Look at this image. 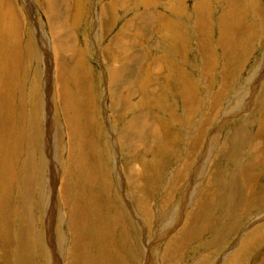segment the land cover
<instances>
[{
    "label": "rangeland",
    "instance_id": "rangeland-1",
    "mask_svg": "<svg viewBox=\"0 0 264 264\" xmlns=\"http://www.w3.org/2000/svg\"><path fill=\"white\" fill-rule=\"evenodd\" d=\"M0 97V264H260L264 0H0Z\"/></svg>",
    "mask_w": 264,
    "mask_h": 264
},
{
    "label": "bare ground",
    "instance_id": "bare-ground-1",
    "mask_svg": "<svg viewBox=\"0 0 264 264\" xmlns=\"http://www.w3.org/2000/svg\"><path fill=\"white\" fill-rule=\"evenodd\" d=\"M49 3V2H48ZM47 3V4H48ZM48 6V5H47ZM77 7V6H76ZM75 7V8H76ZM77 9V8H76ZM75 9V10H76ZM9 12V11H8ZM9 22V21H8ZM55 41L58 43V45L60 46V47H63V45H62V42L60 41V38H59V35L57 34L56 35V37H55ZM119 46H117L116 48H118ZM60 51L59 50H56L55 51V53H59ZM108 73H118V75H119V69H110V70H108ZM109 81H111L110 82V84H111V86H113L114 85V87H113V90H114V88L115 87H117V83H116V81H114V80H110L109 79ZM112 83H113V85H112ZM112 90V89H111ZM114 93V92H113ZM119 95V94H118ZM1 98V97H0ZM63 101V100H62ZM64 104V103H63ZM65 106V105H64ZM136 122H138V120L136 121ZM139 128H140V126H139ZM141 132L138 130L137 131V133H135V134H133V132L132 131H130V143L132 144V145H136L137 144V141L140 139V136H141ZM144 136V135H143ZM146 138V137H145ZM147 139V138H146ZM145 141V140H144ZM128 144V145H126L127 147H130L131 146V144H129L127 141H124L123 142V147L125 146V144ZM132 148V147H131ZM130 148V149H131ZM128 150H129V148H128ZM132 151V150H131ZM106 171V170H105ZM131 171V170H130ZM129 171V172H130ZM128 174V173H127ZM131 175V174H130ZM129 178V177H128ZM131 179V178H130ZM133 180H134V178H133ZM28 181H29V179H28ZM12 184V183H11ZM139 186V185H138ZM6 187V186H5ZM25 187V186H24ZM23 187V188H24ZM30 191H32L31 190V186H30ZM28 189V190H29ZM24 191H23V194L22 195H24L25 197L27 196L28 197V199H26L25 198V201L26 200H28L29 202H30V194L28 193V190H25V188L23 189ZM230 193H232V191L230 192ZM233 194V193H232ZM46 196H47V194H46ZM236 196V195H235ZM212 198H208V199H206V200H211ZM170 200V199H169ZM231 201L232 200H235V197H234V194H233V196L231 197V199H230ZM79 201V200H78ZM0 203L2 204V202L0 201ZM96 203V202H95ZM76 204V203H75ZM74 204V205H75ZM139 204V203H138ZM26 207V206H25ZM28 207V206H27ZM31 207V206H30ZM75 207V206H74ZM201 207V206H200ZM204 209H205V206H202ZM95 208V207H94ZM25 210L27 211L28 210V208H25ZM102 210V209H101ZM6 211V210H5ZM95 211H96V209H95ZM203 213H204V210L202 211ZM81 213V212H80ZM106 213V212H105ZM195 213H197V210H196V212ZM76 214V213H75ZM74 214V215H75ZM82 214V213H81ZM13 215V214H12ZM78 216V215H77ZM77 218V217H76ZM74 219V218H73ZM114 220V219H113ZM210 220H211V218H210ZM208 218H207V221L209 222L210 221ZM196 223L197 222H199L198 221V219H195L194 220ZM81 224H83V223H81ZM189 224L191 225V229H194V225H193V223H192V220H190V222H189ZM5 227L6 226H3V229L1 228V231H4V229H5ZM82 227V226H81ZM25 228V227H24ZM82 229V228H81ZM94 229V228H93ZM92 229V230H93ZM7 231L9 232V227H8V229H7ZM94 231V230H93ZM184 231V230H183ZM5 232V231H4ZM73 232V231H72ZM83 232H84V230H83ZM106 232V231H105ZM28 233V232H27ZM25 234V233H23L24 234V236H26L25 238V240L27 241V242H30V239H29V237H28V234ZM88 233V232H87ZM91 233V232H90ZM94 233V232H93ZM107 233V232H106ZM184 233H186V235H188L187 234V232H185L184 231ZM111 234V233H110ZM85 235V234H84ZM97 235V234H96ZM9 237H10V235H8ZM88 236V235H87ZM87 236H84L85 238L87 237ZM100 236H103V235H100ZM105 236V235H104ZM108 236V235H107ZM122 236V235H121ZM8 237V238H9ZM78 237V236H77ZM83 237V236H82ZM29 239V240H28ZM103 239V238H102ZM85 240V239H84ZM23 242H24V240H23ZM94 242V241H93ZM96 242L97 241H95V243H93V244H96ZM104 242V241H103ZM32 243V242H31ZM98 244V243H97ZM133 244V243H132ZM26 245H27V243H26ZM28 245H30V244H28ZM27 245V246H28ZM81 245V244H80ZM83 245V244H82ZM81 245V246H82ZM106 245V244H105ZM262 245H264V223L263 224H261V225H259L257 228H255V229H253L251 232H250V234L248 233V235H247V237H246V239L243 241V245H242V248H241V254H237L236 255V258L238 259V261L239 260H243L244 259V257L253 249V248H257V247H261ZM94 246H96V245H94ZM108 246V245H107ZM133 245H130V248H129V250L130 249H133V247H132ZM74 247V246H73ZM102 247H103V245H102ZM129 247V246H128ZM20 248V247H19ZM43 248V247H42ZM75 248V247H74ZM104 248H106V246L104 247ZM121 248V247H120ZM73 249V248H72ZM76 249V248H75ZM100 249V248H99ZM116 249V248H115ZM122 249V248H121ZM21 250L23 251V249H22V247H21ZM24 250H26V249H24ZM85 250V249H84ZM119 250V249H118ZM135 250V249H134ZM102 251V250H101ZM101 251L99 252V250H98V252L99 253H101ZM107 251V250H106ZM109 251H111L110 249H109ZM21 252V251H20ZM45 252V251H44ZM112 252V251H111ZM105 252L103 251V254H104ZM116 253V252H115ZM237 253V252H236ZM21 254V253H20ZM24 254V253H23ZM110 254V253H109ZM108 254V255H109ZM22 255V254H21ZM42 255V254H41ZM91 255V254H90ZM116 255V254H115ZM114 255V256H115ZM39 256V255H38ZM107 256V255H106ZM110 256V255H109ZM117 256H118V254H117ZM116 256V257H117ZM21 257V256H20ZM40 257V256H39ZM99 257V256H98ZM108 257V256H107ZM30 260V262L32 261L31 260V258L30 257H28V256H23V258H20L19 260L21 261V264H28V262H29V260ZM151 258V257H150ZM236 259V260H237ZM39 260V259H38ZM43 260V259H42ZM49 260V259H48ZM93 260V259H92ZM48 262V261H47ZM148 262V261H147ZM105 263H107V262H105ZM115 263V262H114ZM43 264V263H42ZM44 264H46V263H44ZM53 264H58L57 262H55V261H53ZM107 264H109V263H107ZM118 264V263H117ZM144 264V263H143ZM260 264H264V257L262 258V260L260 261Z\"/></svg>",
    "mask_w": 264,
    "mask_h": 264
},
{
    "label": "crops",
    "instance_id": "crops-1",
    "mask_svg": "<svg viewBox=\"0 0 264 264\" xmlns=\"http://www.w3.org/2000/svg\"><path fill=\"white\" fill-rule=\"evenodd\" d=\"M185 2L187 3V1H185ZM106 66H107V65H106ZM143 70H144V69H143ZM143 70H142V71H143ZM170 78H171V76H170ZM164 83H165V82H164ZM169 85H170V80H169V78H168V81L166 80V87L168 88ZM169 88H170V87H169ZM169 88H168V89H169ZM164 89H165V88H164ZM162 91H163V90H162ZM169 91H170V89H169ZM169 91L166 90V89L163 91V94H164V92H165L166 97H167L166 101L171 99V96L169 97V95H170V92H169ZM127 92H128V91H127ZM143 94H145V93H143ZM172 94L174 95V89H172ZM119 97H120V96H119ZM122 97H123V96H121L120 98H122ZM124 98H125V97H124ZM161 100H162V99H160V98L157 99V101L159 102V104L161 103ZM171 100H172V99H171ZM170 103H172V101H170ZM162 105H163V100H162ZM110 108H111V107H110ZM160 113H161V112H160ZM125 116H126V115L124 114V118H125ZM104 122H106V121H104ZM138 123H139V122H137V125H138ZM105 125H106V123L104 124V127H105ZM139 126H140V125H138L137 127H139ZM140 129H141L140 132H142V130L145 129V126L142 128V125H141V128H140ZM132 132H133L134 134L137 133V131H132ZM143 132H144V131H143ZM129 137H130V133H129ZM127 142L130 143V138L127 139ZM109 145L111 146V144H109ZM127 145H128V144H127ZM109 148H110V147H109ZM150 149H151V148L148 149V151H149L148 156H149V157L153 156V154L150 153V152H151ZM110 150H111V148H110ZM110 150L108 151L109 153H111ZM142 155H144V154H142ZM144 157H145V155H144ZM116 158L119 159V156H115V159H116Z\"/></svg>",
    "mask_w": 264,
    "mask_h": 264
}]
</instances>
